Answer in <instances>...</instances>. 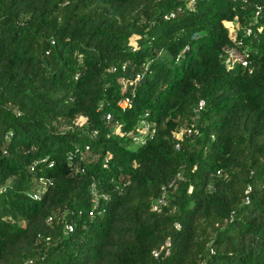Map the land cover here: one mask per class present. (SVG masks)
Returning a JSON list of instances; mask_svg holds the SVG:
<instances>
[{
    "label": "trees",
    "instance_id": "1",
    "mask_svg": "<svg viewBox=\"0 0 264 264\" xmlns=\"http://www.w3.org/2000/svg\"><path fill=\"white\" fill-rule=\"evenodd\" d=\"M0 264H264V0H0Z\"/></svg>",
    "mask_w": 264,
    "mask_h": 264
},
{
    "label": "built area",
    "instance_id": "2",
    "mask_svg": "<svg viewBox=\"0 0 264 264\" xmlns=\"http://www.w3.org/2000/svg\"><path fill=\"white\" fill-rule=\"evenodd\" d=\"M169 16H172V13L169 15ZM238 60H240L242 62V64H246V62L242 59V57H238L237 58ZM227 61H229V59H227ZM120 107L121 108H125L127 105H128V99L125 98L124 100L121 101V103H119ZM203 105V102L200 101L194 111L195 112H198L201 107ZM108 118V116H107ZM149 124H147L144 128H138L136 130V133H131V136L133 138V140L137 143V142H143L147 137H149L150 135H152L153 133V129L152 128H149L148 127ZM186 133L188 135L190 134H197L198 133V130L196 129V127H194L193 124H191L190 126H187V127H184V128H181L179 129L178 131L175 132V137L177 139H180L182 137V135ZM103 166L106 167L107 166V160L105 159L104 162H103ZM165 203V198L163 195H161L158 199H157V202L153 205V210H159L160 206L163 205ZM50 218L47 219V221H49ZM67 227L70 229V225H67ZM48 239V238H47ZM159 251L157 250H154L153 251V256L154 257H157ZM167 253V251H166Z\"/></svg>",
    "mask_w": 264,
    "mask_h": 264
}]
</instances>
